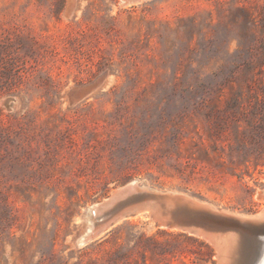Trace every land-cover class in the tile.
<instances>
[{"label": "rangeland", "instance_id": "rangeland-1", "mask_svg": "<svg viewBox=\"0 0 264 264\" xmlns=\"http://www.w3.org/2000/svg\"><path fill=\"white\" fill-rule=\"evenodd\" d=\"M119 1L0 0V264H218L145 214L74 246L132 180L264 208V0Z\"/></svg>", "mask_w": 264, "mask_h": 264}, {"label": "water", "instance_id": "water-1", "mask_svg": "<svg viewBox=\"0 0 264 264\" xmlns=\"http://www.w3.org/2000/svg\"><path fill=\"white\" fill-rule=\"evenodd\" d=\"M138 1L141 0H120L118 6ZM92 88L93 85L79 88L77 96H86ZM261 178L264 180V174ZM263 209L254 215L239 214L177 191L159 190L132 180L116 187L101 202L84 210L82 215L91 219L92 226L83 241L79 234L73 244L83 246L115 224L145 214L150 227L177 230L202 238L214 246L219 257L223 239L234 235L244 234L250 240L252 249L255 247L257 237L252 231L261 228Z\"/></svg>", "mask_w": 264, "mask_h": 264}, {"label": "bare ground", "instance_id": "bare-ground-1", "mask_svg": "<svg viewBox=\"0 0 264 264\" xmlns=\"http://www.w3.org/2000/svg\"><path fill=\"white\" fill-rule=\"evenodd\" d=\"M258 193L261 195L259 197L257 195L256 198H260L264 201V191ZM80 220L83 222L82 231L80 233L82 235L80 239L83 241L86 237V232L92 226V221L86 215H82ZM260 221H263L261 228L252 231L257 237L255 247L258 251L255 257L252 259L250 257L252 246L248 237L244 234H241V236L234 235L230 239L224 237L225 239H223L219 247V257L217 256L218 264H264V212L261 215Z\"/></svg>", "mask_w": 264, "mask_h": 264}]
</instances>
